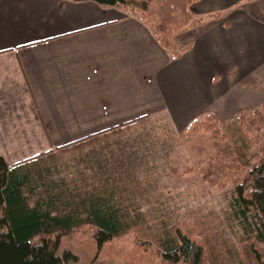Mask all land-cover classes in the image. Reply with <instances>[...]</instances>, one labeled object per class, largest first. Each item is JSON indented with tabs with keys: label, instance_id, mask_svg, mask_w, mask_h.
Returning <instances> with one entry per match:
<instances>
[{
	"label": "crops",
	"instance_id": "crops-1",
	"mask_svg": "<svg viewBox=\"0 0 264 264\" xmlns=\"http://www.w3.org/2000/svg\"><path fill=\"white\" fill-rule=\"evenodd\" d=\"M258 1L259 17L247 12L252 7L237 9L255 0L196 2L200 16L220 17L183 32L180 37L187 36L184 46L189 47L174 58L147 23L115 7L0 0V107L16 105L6 111L11 120L31 110V118L44 124L40 138L49 140L99 136L159 110L181 117L188 108V88L201 94L190 107L192 118L210 110L220 120L229 119L264 100L262 64L252 78L215 86V67L228 66L238 41L259 37L264 42V0ZM229 9L239 14L226 21L222 13ZM260 52L263 58L264 45ZM52 122L57 124L52 127Z\"/></svg>",
	"mask_w": 264,
	"mask_h": 264
},
{
	"label": "trees",
	"instance_id": "trees-1",
	"mask_svg": "<svg viewBox=\"0 0 264 264\" xmlns=\"http://www.w3.org/2000/svg\"><path fill=\"white\" fill-rule=\"evenodd\" d=\"M71 1L137 15L174 58L180 56L178 34L220 17H195L190 7L200 0ZM182 135L212 147L200 170L202 181L230 187L232 214L244 230L236 264H264V100L226 120L203 111ZM67 145L13 164L0 154V264H229L209 235L187 223L165 236H146L144 213L131 214L115 196L126 184L102 182L109 177L105 170L91 184H65L70 173L58 181L42 178L40 161Z\"/></svg>",
	"mask_w": 264,
	"mask_h": 264
},
{
	"label": "rangeland",
	"instance_id": "rangeland-1",
	"mask_svg": "<svg viewBox=\"0 0 264 264\" xmlns=\"http://www.w3.org/2000/svg\"><path fill=\"white\" fill-rule=\"evenodd\" d=\"M195 3L190 7L191 12L195 17H203L196 12L195 6L198 5ZM259 6L260 2L255 0L253 5L245 4L237 9L242 7L247 11L252 7L254 10L247 12L259 17ZM234 11L229 9L223 12L222 18L228 21L239 14ZM182 33L174 41L175 52L180 54L189 47L184 46L188 39L186 35L180 37ZM258 38L236 43L235 56L226 60L228 66L215 67V86L219 87L229 79L252 78V73L260 70L257 67L261 64L264 66V57L260 52L264 42ZM169 52L171 55L174 53ZM219 60L223 61V58ZM199 95L200 92L188 88V108L181 117L159 110L139 117L132 124H126L124 129H113L95 135L96 138L87 137L82 140L41 139L40 129H43L44 124L31 118V110H27L23 119L19 117L11 120L6 111L14 110L16 105L12 103L11 106H1L0 152L9 164H13L28 161L49 148L68 144L62 149H56L53 155H48L47 160L40 161L42 178L58 181L70 173V177L63 179L65 184L73 181L91 184L101 180L100 175L105 170L109 177L102 182L126 184L121 191L116 190L115 196L128 205L131 214L138 211L144 213L141 221L146 236H165L187 223L196 227L197 234L209 235L223 252L222 256L227 263L236 264L238 244L244 236V230L232 214L230 187L219 189L202 181L200 170L212 152V147L206 140L199 142L196 138L182 135L188 124L196 118H192L189 113L193 112L190 107L200 102ZM55 124L52 122L50 126L54 127ZM86 128L90 129L89 126ZM55 129L52 131L53 136ZM9 130L12 131L11 135H20V138H8ZM133 234L141 235L138 231Z\"/></svg>",
	"mask_w": 264,
	"mask_h": 264
}]
</instances>
